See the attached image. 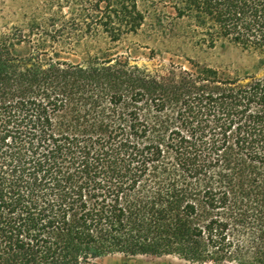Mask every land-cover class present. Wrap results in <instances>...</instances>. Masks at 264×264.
I'll return each mask as SVG.
<instances>
[{
    "label": "trees",
    "instance_id": "obj_1",
    "mask_svg": "<svg viewBox=\"0 0 264 264\" xmlns=\"http://www.w3.org/2000/svg\"><path fill=\"white\" fill-rule=\"evenodd\" d=\"M47 3L0 32V264H264V0Z\"/></svg>",
    "mask_w": 264,
    "mask_h": 264
},
{
    "label": "rangeland",
    "instance_id": "obj_2",
    "mask_svg": "<svg viewBox=\"0 0 264 264\" xmlns=\"http://www.w3.org/2000/svg\"><path fill=\"white\" fill-rule=\"evenodd\" d=\"M47 0H0V32H6L14 27L24 28L26 24L38 12L44 9L47 5ZM175 46L182 48L189 57L195 58L201 62L219 68H230L231 70H244L251 66L252 58L241 48L227 45H218L215 48L207 47H193V43L188 40L176 41ZM136 43L144 46L140 53L135 54L136 60L139 64L154 65L161 62L168 63L170 55L159 54L155 60H150L149 48L161 47L167 45L166 42L154 41L153 38L147 34L139 36H131L127 40V44ZM165 43V44H163ZM171 46V45H170ZM184 65H188L185 59H182ZM93 264H202L189 262L174 255L153 256V255H138L135 257H128L122 254L107 255L92 260ZM215 264V263H205ZM224 264H235L226 262Z\"/></svg>",
    "mask_w": 264,
    "mask_h": 264
}]
</instances>
